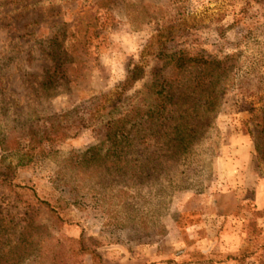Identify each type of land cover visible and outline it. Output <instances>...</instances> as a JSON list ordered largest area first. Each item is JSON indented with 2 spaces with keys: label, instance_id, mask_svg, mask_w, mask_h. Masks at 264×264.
Instances as JSON below:
<instances>
[{
  "label": "rangeland",
  "instance_id": "1",
  "mask_svg": "<svg viewBox=\"0 0 264 264\" xmlns=\"http://www.w3.org/2000/svg\"><path fill=\"white\" fill-rule=\"evenodd\" d=\"M12 1L0 0V139L22 126L45 128L115 90L166 21L184 14L203 22L170 46L174 61L146 60V78L121 110L141 96L150 109L164 87L173 95L166 127L198 107L191 155L180 159L171 137L156 143L147 130L124 172L88 159L105 148L117 115L49 146L18 170L14 187L0 184V219L44 252L20 264H54L53 254L81 238L105 264H264V0H24L31 6L7 15L20 6ZM219 74L217 111L205 113L199 82ZM34 195L64 200L65 223L48 228ZM54 236L62 247L50 244ZM83 264H94L91 255Z\"/></svg>",
  "mask_w": 264,
  "mask_h": 264
},
{
  "label": "trees",
  "instance_id": "2",
  "mask_svg": "<svg viewBox=\"0 0 264 264\" xmlns=\"http://www.w3.org/2000/svg\"><path fill=\"white\" fill-rule=\"evenodd\" d=\"M23 1L13 0V6H20L7 12V15L20 12L31 6V4L21 5ZM6 7L9 6L6 5ZM202 23V15L186 16L182 14L178 18L166 21L160 31L149 39L141 51L140 60L131 66L125 79L117 85L115 90L95 97L91 100L90 106L83 111L78 109L69 114L51 117L45 128L22 126L16 134L14 133L8 138L2 137L0 139L3 152L0 161V184L14 187L19 169L26 167L27 163H31L37 157L48 155L49 146H54L75 137L81 131L93 126L98 119L105 115L117 116H112L116 119L112 122L107 139L103 143L105 148L96 147L91 149L88 153V159L104 162L111 160L110 163L114 169H117V172H124L128 170L126 166L130 163L125 155L129 156V150L135 142L137 143L136 147H140L142 143H145L144 139L147 138V135L144 132L147 130L154 133L151 134V138H154L156 143L164 142L168 140L167 137H171L170 143H175L172 148L176 150L180 159L189 154L191 155L192 147L198 139V131L196 130L198 125L192 124L193 120L199 117L198 115L201 113L198 107L194 109L196 116H181L179 118L181 122H178L177 119L178 123L175 126L166 127L164 124L171 121V116L167 115L173 104V95L170 91L166 92L164 87L165 90L162 89L161 92L154 95L150 109L145 110V104H143L145 97L141 96L139 105L133 106L124 115H122L121 110L127 94L134 89L137 83L146 78V60L167 58L174 61L175 56L168 53L170 46L189 32L200 27ZM179 61H181V58ZM221 75L212 76L205 83L198 79L200 81H198V86L206 94V100L202 103V111L205 113L213 114L217 111L222 96V91L219 88ZM250 111L252 113L254 110ZM150 121L155 125L152 128H145ZM141 135L143 136L140 137ZM138 138H141V141H138ZM160 151L163 153L161 157L166 159L171 152V150L164 148ZM104 152L107 153L104 154ZM156 153L158 152L155 150L153 154ZM13 156L18 158L17 164L14 165L13 162L6 163V160ZM143 157L144 153H141L137 160H143ZM34 197L38 212L41 213L48 228L52 229L65 223L63 213L68 205H65L64 200L53 203L37 195H34ZM31 239V237L17 236L12 232L10 224L1 218L0 264H20L28 257H38V253L43 255L44 252L40 250L42 247L38 242ZM69 242L71 246L65 249V252L61 250L58 254H53L54 258L51 261L54 264H83V257L87 254L91 255L94 264H105L104 258L98 252V249L89 245L85 238L69 239ZM50 244H53L56 249L63 246L60 239L56 240L55 236L52 237ZM48 257L50 259V256ZM195 264H211V262L201 259L196 261Z\"/></svg>",
  "mask_w": 264,
  "mask_h": 264
}]
</instances>
